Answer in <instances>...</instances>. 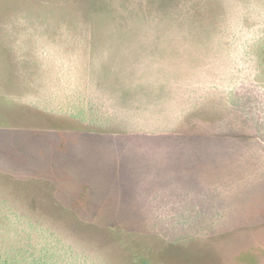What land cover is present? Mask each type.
Segmentation results:
<instances>
[{
    "label": "rangeland",
    "instance_id": "obj_1",
    "mask_svg": "<svg viewBox=\"0 0 264 264\" xmlns=\"http://www.w3.org/2000/svg\"><path fill=\"white\" fill-rule=\"evenodd\" d=\"M229 85L264 96V0H0V264H264V142ZM191 88L217 97L182 137L70 115L160 131Z\"/></svg>",
    "mask_w": 264,
    "mask_h": 264
},
{
    "label": "trees",
    "instance_id": "obj_2",
    "mask_svg": "<svg viewBox=\"0 0 264 264\" xmlns=\"http://www.w3.org/2000/svg\"><path fill=\"white\" fill-rule=\"evenodd\" d=\"M227 88L228 89L225 91L226 101L230 106L239 110L246 116L260 139L264 142V96L258 99L255 97L252 98L248 91L240 92L237 85L232 87L229 85ZM189 92L191 97L195 96L191 101V105L189 106L188 103L186 104V99L181 95V102L183 105L180 107V112L178 111L179 114L175 118L177 121L173 122L174 125L170 128L163 126V129L160 131H157L158 126L146 128L138 126L135 123L132 124L133 119L131 120L125 117L127 114H124L123 112L120 113L122 110H117L116 107L110 108V106L108 108L102 101V98L99 99L89 96L86 102H84L76 112L70 113V115L83 123H88L100 129L116 132V134L123 138H138L143 141L150 139L155 140L154 136L158 134L163 136V139H173L178 136L182 137L187 132V129L191 132L198 129L197 121L201 119L203 115L210 113V111H208V105L216 101L215 98L217 96L213 95L207 98L204 95V97L196 88L189 89ZM120 115H123L124 119ZM174 222L175 221L172 220L170 223L174 224ZM188 223L189 222H186L178 226H185Z\"/></svg>",
    "mask_w": 264,
    "mask_h": 264
}]
</instances>
